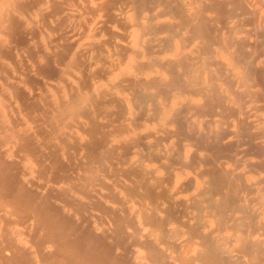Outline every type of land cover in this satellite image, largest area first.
I'll list each match as a JSON object with an SVG mask.
<instances>
[{
  "label": "bare ground",
  "instance_id": "6f19581e",
  "mask_svg": "<svg viewBox=\"0 0 264 264\" xmlns=\"http://www.w3.org/2000/svg\"><path fill=\"white\" fill-rule=\"evenodd\" d=\"M0 37V264H264V0H0ZM34 49L111 91L58 110Z\"/></svg>",
  "mask_w": 264,
  "mask_h": 264
},
{
  "label": "clouds",
  "instance_id": "9594fccd",
  "mask_svg": "<svg viewBox=\"0 0 264 264\" xmlns=\"http://www.w3.org/2000/svg\"><path fill=\"white\" fill-rule=\"evenodd\" d=\"M12 7L11 4L6 3L4 5V12H3V17L6 20L7 18V13L9 11V9ZM118 30V29H117ZM51 35V34H49ZM0 39H4L5 42H7V38L6 37H0ZM107 39L106 36H104L103 34H101V36L99 37V39L96 41L97 43H99L101 40H105ZM34 43V42H33ZM37 52L36 55V59L35 61H33L31 59V63H33L35 71L33 72L34 76H37V78L43 82L45 84V87L47 89V94H50L52 101L54 103V106L60 110V111H64L65 109H67L68 111H74L76 105L79 103L80 97L82 95L84 96H88L89 99H91L92 95H95L97 98H99L100 92L103 89H109V85L108 84H97L93 87L92 92L91 93H87V92H82L79 88V83L77 79H74L73 76H68L66 75V80L67 83L69 85H71V88L66 86L65 83H59L58 85H56V88L59 89V92H57L56 90H54L53 86L49 83V81L47 80L46 77H44L43 75H38L37 74V68L39 67H43L44 65L47 64V59L41 55L37 49H34ZM46 51H48L49 55L52 54L51 49H46ZM17 59H19V54L17 53ZM74 59L73 57L69 58V62H71ZM100 67L99 64H96L95 67L92 69V71H95L96 68ZM74 76L77 78H82L80 72H75ZM119 74H117V76L110 78V82L114 83L115 80L118 78ZM27 91H29V94L31 95V89L30 88H26ZM111 91V89H109ZM41 96H44L46 93L44 91H41L39 93ZM8 95L9 97L14 100L15 98L12 96L11 91H8ZM115 95L116 96H120L121 93L119 92V90L115 91ZM9 104V101H5L2 98H0V105H3L5 107H7ZM63 106V107H62ZM130 106V105H129ZM16 107H19L18 102H16ZM15 115V114H14ZM22 119H25V123L28 124V121L26 118L22 117ZM28 127L31 129L33 127L32 124H28ZM79 134V133H77ZM113 143H116V141H113ZM135 159V158H134ZM29 163H31V161H29ZM33 167H35V165H33ZM81 199H83V197H81Z\"/></svg>",
  "mask_w": 264,
  "mask_h": 264
}]
</instances>
